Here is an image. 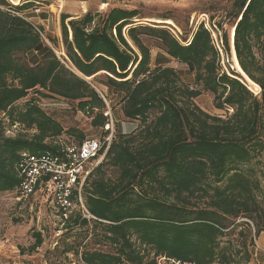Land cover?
Listing matches in <instances>:
<instances>
[{
    "label": "trees",
    "instance_id": "1",
    "mask_svg": "<svg viewBox=\"0 0 264 264\" xmlns=\"http://www.w3.org/2000/svg\"><path fill=\"white\" fill-rule=\"evenodd\" d=\"M30 7L0 0V113L8 132L22 130L6 136L0 129V193L18 187L21 154L53 152L62 136L84 140L75 129L64 131L34 98L15 104L33 91L77 102L100 129L105 104L85 79L99 82L102 75L103 86L123 94V117L142 127L113 140L105 162L88 177L84 206L93 219L75 211L62 223L66 233L91 228L94 243L111 248L85 249L82 264L248 263L253 239L264 232V0L234 1L231 47L216 26L225 56L235 62L229 73L204 24L182 44L166 29L134 25L138 12L119 8L97 22L87 12L68 27L62 15V63L43 45L41 30L18 14ZM142 36L185 65L196 88L173 68H152ZM29 54L38 61L30 64ZM203 92L226 118L194 104ZM105 165L115 169V179L101 172ZM35 237L37 248L41 238Z\"/></svg>",
    "mask_w": 264,
    "mask_h": 264
},
{
    "label": "rangeland",
    "instance_id": "2",
    "mask_svg": "<svg viewBox=\"0 0 264 264\" xmlns=\"http://www.w3.org/2000/svg\"><path fill=\"white\" fill-rule=\"evenodd\" d=\"M7 1L11 6L31 3L30 8L18 13L28 22L33 23V19L37 16L47 14L48 24L45 34H43V43L52 50L62 63L65 62L60 26L62 15L69 17L65 22L68 27L70 20L81 18L87 12L95 15V22H97L98 18H102L111 9L119 8L138 12V16L132 20L134 25L166 29L182 44L190 40L199 24H204V27L211 33V39L214 37L218 43L219 50H217L220 55L221 69L226 73H229L232 68L234 71L236 69L231 55L229 58L225 56L221 39L223 32H225L228 44L231 47L232 24L234 21L232 14L235 0H85V2H79L78 0H18L15 4L11 2L15 0ZM35 10H38V13H35ZM166 21H170V24ZM217 24H221L223 32L217 29ZM56 36L59 38V42ZM140 39L150 51V66L152 68L158 63L163 67L173 68L185 85L196 88L193 75L188 72L187 67L165 56L158 40L144 36ZM262 59H264V55ZM28 60L30 64H33L38 61V58L29 54ZM66 65L71 68L67 62ZM96 78L99 82H93V78L86 81L103 100L105 104L103 111L109 109L111 113L115 127L114 140H117L119 136L135 134L142 126L139 121L128 120L123 117L121 111L123 94L103 86L101 83L105 79L102 75L96 76ZM247 85L255 92L252 85L249 83ZM30 98H34L36 102L38 101V105L58 122L64 131L75 129L84 139L97 137L100 134L99 129L91 127V118L86 113L78 110L77 102H69L60 98H43L39 93L33 91L28 94L27 99L17 102L15 106L17 108L22 107L25 101ZM194 104L211 116L223 119L227 116L226 111L214 108L213 96L207 92H203L195 99ZM153 118L154 112L151 113L147 122ZM0 129L5 131L6 136H14L18 131L22 132V130H16L12 133L7 132V122L1 113ZM23 133L29 135L32 132L23 131ZM75 138L62 137L61 140L63 142L73 140L77 142ZM104 162L105 159L100 164ZM101 172L111 179H115L117 176L115 169L109 165H105ZM62 225L53 207L46 203L41 195H36L29 203L21 207L15 203L12 195L0 193L1 264H82L80 254L85 249L111 251L108 246L94 243L91 228H88V231L87 228H75L66 233ZM36 234L40 235L41 244L34 248ZM262 236L261 233L253 239V247L250 248L251 259L248 263L242 264H264V247L261 245ZM236 237L235 234L233 238ZM73 252H77V254ZM156 264L176 263L167 261L164 258H157Z\"/></svg>",
    "mask_w": 264,
    "mask_h": 264
},
{
    "label": "built area",
    "instance_id": "3",
    "mask_svg": "<svg viewBox=\"0 0 264 264\" xmlns=\"http://www.w3.org/2000/svg\"><path fill=\"white\" fill-rule=\"evenodd\" d=\"M212 44L219 50L214 37ZM103 116L106 123L99 129L97 137H88L82 142H63L62 136L53 141L56 146L53 152L21 154L17 164L19 185L12 193H8L17 205L22 207L36 195H41L53 207L61 223L75 211L80 212L87 221L93 219L84 206V190L88 177L105 159L115 135L109 109ZM1 259L0 249V264Z\"/></svg>",
    "mask_w": 264,
    "mask_h": 264
},
{
    "label": "crops",
    "instance_id": "4",
    "mask_svg": "<svg viewBox=\"0 0 264 264\" xmlns=\"http://www.w3.org/2000/svg\"><path fill=\"white\" fill-rule=\"evenodd\" d=\"M26 11V10H25ZM40 12V10H39ZM46 13V12H45ZM47 14H41L40 16H37L35 19H33V23L30 22L33 26L37 27V28H40L41 30V34H42V37L44 38V35L45 34V30L47 28V24H48V19H47ZM28 21V20H27ZM71 21V20H70ZM69 32H70V29H69ZM57 37V36H56ZM71 37V36H70ZM43 38H42V41H43ZM57 40L59 42V38L57 37ZM45 42H47V40L45 39ZM48 44V42H47ZM44 45V43H43ZM45 46V45H44ZM47 47V46H45ZM48 48V47H47ZM263 236L261 237V245L264 247V233H262Z\"/></svg>",
    "mask_w": 264,
    "mask_h": 264
},
{
    "label": "bare ground",
    "instance_id": "5",
    "mask_svg": "<svg viewBox=\"0 0 264 264\" xmlns=\"http://www.w3.org/2000/svg\"><path fill=\"white\" fill-rule=\"evenodd\" d=\"M13 4H15V3H13ZM155 22H157V21H155ZM168 24H170V21H166ZM191 22V21H190ZM173 26V25H172Z\"/></svg>",
    "mask_w": 264,
    "mask_h": 264
},
{
    "label": "water",
    "instance_id": "6",
    "mask_svg": "<svg viewBox=\"0 0 264 264\" xmlns=\"http://www.w3.org/2000/svg\"><path fill=\"white\" fill-rule=\"evenodd\" d=\"M70 36H71V32H70ZM85 80H87V79H85Z\"/></svg>",
    "mask_w": 264,
    "mask_h": 264
}]
</instances>
